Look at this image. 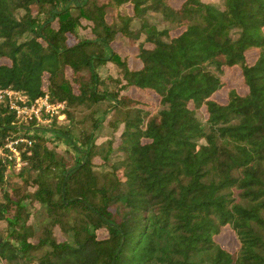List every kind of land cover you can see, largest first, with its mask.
<instances>
[{
    "label": "trees",
    "instance_id": "obj_1",
    "mask_svg": "<svg viewBox=\"0 0 264 264\" xmlns=\"http://www.w3.org/2000/svg\"><path fill=\"white\" fill-rule=\"evenodd\" d=\"M0 60V90L66 105L30 133L0 98V148L33 140L0 153V264H264V0H0Z\"/></svg>",
    "mask_w": 264,
    "mask_h": 264
},
{
    "label": "rangeland",
    "instance_id": "obj_2",
    "mask_svg": "<svg viewBox=\"0 0 264 264\" xmlns=\"http://www.w3.org/2000/svg\"><path fill=\"white\" fill-rule=\"evenodd\" d=\"M181 1L182 0H172V3L176 6H178ZM205 1L210 2V3H214V4L217 3V0H205ZM122 10L125 12H131V6L130 5L123 6ZM167 26H169L167 23H163L161 27H167ZM86 32L87 31H85V30L81 31L82 34H86ZM74 41L75 40L71 39L70 43H73ZM113 47L123 58H125L128 61L130 66L136 68V67H139L141 65L140 60L137 58V53H138L137 46L131 45L127 39H125L123 37H118L117 40L113 43ZM254 55H255V52H252L249 54L248 58L250 61H253L255 59ZM0 62H3V61L0 60ZM99 71L103 76H108L111 74L116 75L120 71V68L115 63L108 62L105 65L101 66ZM224 79L227 83L225 88H223L222 90H220L216 94V97L219 101L226 102L228 89L232 88V87L236 88L242 94L247 92V88L244 84V79H243V76L241 73V69L239 67H233L231 69H228L224 75ZM130 94L134 97H137V98H141V99H145V100L147 99L146 95L143 92L138 91L136 89H132L130 91ZM14 100H17L16 96H14ZM65 109H66V107H65ZM61 110H63V109H61ZM21 122L24 123V125H26V126H30L29 125L30 122L24 117H20L19 123H21ZM42 124H44V123H42ZM31 125L35 126L34 124H31ZM36 131H38V130H34V131L31 130L30 133H33ZM111 132H112V129L106 127L103 129L102 135H105V134L108 135ZM47 137H48V135H47ZM101 137H103V136H101ZM46 142L51 148L55 149L56 151H58L60 153H64L66 151V149L68 148V146L66 144H64L63 142H61L58 139L56 140L55 137H53V136H51V139L47 140ZM23 149H21L20 152H22ZM11 166H12V164H11ZM12 170L16 172L19 169L14 168L12 166L10 171H12ZM216 240L224 248H226L230 251H234L238 247V241L235 237V234L229 227H225L222 230V232L218 236H216Z\"/></svg>",
    "mask_w": 264,
    "mask_h": 264
},
{
    "label": "built area",
    "instance_id": "obj_3",
    "mask_svg": "<svg viewBox=\"0 0 264 264\" xmlns=\"http://www.w3.org/2000/svg\"><path fill=\"white\" fill-rule=\"evenodd\" d=\"M14 96L17 97V100H14ZM0 98L8 100L11 109L16 112L19 119L20 117H24L29 122L35 121V126L30 124L32 131L36 130V125L41 126L44 123L42 125L46 126L51 124L55 118L63 120L66 117L64 110L66 107L65 103L52 102L48 94L40 96L33 102L28 103L27 98L21 92L13 89H1ZM22 143L27 144L23 149L25 151L28 146L33 144V140L28 136H19L10 140L4 148H0L2 157L7 159L17 169H20L26 164V161L23 160L22 152H20L21 149L19 148Z\"/></svg>",
    "mask_w": 264,
    "mask_h": 264
}]
</instances>
